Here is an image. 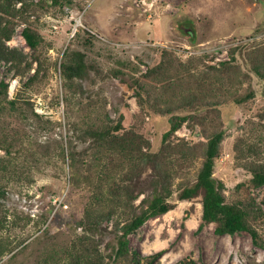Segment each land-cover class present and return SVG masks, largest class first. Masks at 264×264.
<instances>
[{"label":"rangeland","instance_id":"rangeland-1","mask_svg":"<svg viewBox=\"0 0 264 264\" xmlns=\"http://www.w3.org/2000/svg\"><path fill=\"white\" fill-rule=\"evenodd\" d=\"M83 1L62 7L52 0H33L27 21L19 18L7 40L9 47L24 53L19 65L0 60V81L9 83V98L18 96L31 102L17 110L9 104L0 109V155L10 153L15 163L3 180L4 194H0V244L4 250L0 264H34L44 257L48 264H70L71 255L64 249L80 234L76 221L88 201V192L82 188L88 177H79L73 185L67 143L71 122H101L106 114L118 120L123 114L124 127L144 135L152 149L158 150L171 127V116L188 112L189 97L183 107L188 100L183 95L188 91H197L198 105H208L211 111H199L198 118L185 121L171 137L182 145L196 144L188 163L177 167L174 189L181 177H195L203 158L202 142L212 130L222 127L226 135L214 175L225 183L229 200L250 196L264 211V185L251 186L246 167L251 157L248 144L256 143L264 158V78L254 66L264 58V0ZM29 23L43 37L37 51L23 34ZM69 45L86 51L92 65L83 80L85 92L73 94L70 104L60 69ZM119 68L125 70V77L116 73ZM151 68L154 71L146 76ZM38 69V77L26 85ZM177 74L179 85L171 84L169 78L175 79ZM134 77L145 87L142 97L132 85ZM249 90L254 95L246 101L232 99ZM167 96L176 100L170 104ZM30 105L51 123L40 124ZM61 139L65 160L59 149ZM76 145L82 151L83 145ZM82 168H87L84 163ZM151 171L146 169L140 180L148 190ZM241 182L245 185L237 193ZM177 193L170 197L172 209L130 234L132 251L142 256L161 252L151 264H264V243H255L246 230L217 234L215 222L203 221L202 195L182 199ZM113 223H109L110 230ZM257 224L264 242V223ZM110 239L111 233L100 244L106 254ZM14 245H18L14 251L21 249L11 257L9 250ZM55 248L61 249L56 252Z\"/></svg>","mask_w":264,"mask_h":264},{"label":"trees","instance_id":"trees-1","mask_svg":"<svg viewBox=\"0 0 264 264\" xmlns=\"http://www.w3.org/2000/svg\"><path fill=\"white\" fill-rule=\"evenodd\" d=\"M52 1L62 7H72L76 2V0ZM83 2L85 4L86 0ZM40 3V6L44 4L43 1ZM84 4L79 5L80 9H84ZM32 6L33 0H0V60L15 62L19 65L22 59L21 54L24 55V53L17 48L9 47L7 40L12 38L16 21L19 18L27 21V14ZM189 26L192 28L191 24ZM187 32L192 38H195V34H191L190 30ZM23 34L30 46L37 51L43 40L39 30L29 23L23 29ZM76 34H79V31ZM36 58L39 60L38 57ZM223 64L227 63L223 62ZM29 66L31 67V64ZM91 66L86 51L72 48L70 45L64 51L60 69L68 104H70L73 94L85 92L83 80L88 75ZM254 66L256 72L264 78V58H261ZM153 71L154 69L151 68L146 76H150ZM39 72L38 69V72L25 82L26 85H32ZM116 73L124 77L126 75L123 68L116 70ZM176 78L177 80H175ZM175 79L170 77L169 82L179 85L178 74ZM132 85L136 86L137 93L142 97L141 89L145 87L139 79L134 77ZM253 95L254 90H249L244 95H233L232 99L239 103ZM183 97L190 98L188 112L171 116V127L163 134V145L158 150L152 149V143L144 135L124 127L123 114H120L118 120H114L109 114H106L101 122L69 121L71 125L67 143L69 146L68 158L75 178L73 185L76 184L77 179L80 181L79 177H88L85 185L82 184V188L88 192V201L82 217L76 221V227L82 230L74 243L64 249V252L71 255L70 264H151L152 260L157 258L161 252L151 256H142L139 251H132L130 234L150 218L165 214L172 209L174 202L170 197L176 190L178 197L182 199H191L202 195L203 221L215 222L217 234H235L246 230L251 233L255 243L260 245L264 243L260 241L263 236L257 224L259 221L264 223L262 207L257 205L250 196H237L229 200L224 191L225 183L214 175L216 160L226 135L224 128L212 130L206 136V140L201 145L203 158L195 177H181L177 188L174 189V178L176 175L179 176L177 167L179 169L188 163L187 160L193 154L192 150L196 144L191 145V143L185 142L182 145V143L173 142L171 137L185 121L198 118L199 111H211L208 105H198L197 91H190V93L188 91ZM167 98L170 104L176 100L174 97L167 96ZM188 102L189 99L185 100L183 107L184 105L186 107ZM23 103L31 104L30 100H22L18 96L9 98V83L1 80L0 109L6 108L5 105L9 104L10 109L17 110L22 108L20 105ZM30 107L32 115L38 119L40 124L51 123L50 119H43L33 106L30 105ZM170 110L167 109V111ZM261 118L264 120V112L261 114ZM76 143L83 145L82 151L77 150ZM247 148L251 153L250 160L246 163V167L251 173L249 184L253 187L262 186L264 185V158L258 154L259 149L256 143L248 144ZM59 149L65 160L63 139L60 140ZM9 154L8 156L0 155V194H4L3 180L8 178L15 169V163L11 161ZM82 163L86 165V170L82 168ZM148 168L152 170L150 190L143 188L140 181L142 173ZM244 185L245 182L238 185L237 193L243 189ZM142 193L145 195L137 203L136 200ZM111 220H114V227L110 230ZM2 224L3 219L0 218V227ZM202 225L203 222L200 227ZM110 233L112 239L107 242L110 251L106 254L101 250L100 244ZM17 246L10 247V253L13 252L11 257L21 249L14 251ZM60 249L55 248L56 252H59ZM3 251L0 244V255ZM107 257L108 259H105ZM51 258L54 256L51 255ZM48 261L49 259L46 257L38 258L34 264H48ZM57 264L64 263L58 262Z\"/></svg>","mask_w":264,"mask_h":264}]
</instances>
